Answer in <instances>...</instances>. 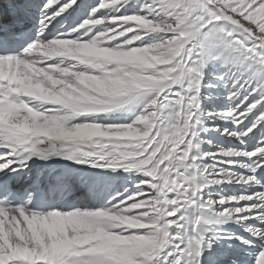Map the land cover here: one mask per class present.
Instances as JSON below:
<instances>
[{
  "label": "snow or ice",
  "instance_id": "snow-or-ice-1",
  "mask_svg": "<svg viewBox=\"0 0 264 264\" xmlns=\"http://www.w3.org/2000/svg\"><path fill=\"white\" fill-rule=\"evenodd\" d=\"M210 61L230 82L216 131L240 146L204 152ZM49 156L145 174L97 177L84 201L64 177L17 189ZM222 241L240 251L218 261ZM0 264H264V0H5Z\"/></svg>",
  "mask_w": 264,
  "mask_h": 264
},
{
  "label": "bare ground",
  "instance_id": "bare-ground-1",
  "mask_svg": "<svg viewBox=\"0 0 264 264\" xmlns=\"http://www.w3.org/2000/svg\"><path fill=\"white\" fill-rule=\"evenodd\" d=\"M5 0H0V5H3ZM220 66L217 61H210L207 67L204 69L203 83L204 86L201 88V112L204 113H215L214 119H208L207 116L202 115L204 123L200 126L201 129L207 127V130H202L200 135L205 139V141H211V143H204L201 146V151L204 152H215L217 146H222L225 149L235 148L240 146V142L237 141L234 137L223 134L222 132L216 131V126L220 128L229 127L231 125V120L223 118V114L227 112L229 108V103L227 101V92L229 84H226L224 81H215L213 77L214 72H219ZM215 83L214 88L207 87L208 84ZM229 159L233 161H240L246 159L245 157L235 156L230 157ZM205 162H210L209 158H205ZM37 163H42L41 170L43 171L39 175L33 176V172L37 167ZM56 163V166L53 167ZM33 165V166H32ZM29 167L31 172L29 173L27 169L24 170V176L28 180H32L35 177L39 176L40 179H49L52 182H56L58 177L66 178L69 183H71L72 190L70 194L73 193V190L82 191L81 199L79 201H84L88 196V183L91 180L96 179L97 177L109 176V177H118L125 176L131 177L134 175H144L145 173L140 172L137 169L124 170L121 167L115 169L112 168H97L91 164H82L74 160H69L62 156H49L48 158H33L29 161ZM79 178H87V180L82 181ZM121 181L117 179L115 181V186L118 187ZM235 188H240L239 184L234 186ZM223 229H232L235 226L229 223H224L222 225H217ZM239 241L233 243L232 241L220 242L217 246V259L218 261L224 260L231 253L240 251ZM227 254L224 255V253ZM253 256V253L249 252L245 259L248 260Z\"/></svg>",
  "mask_w": 264,
  "mask_h": 264
},
{
  "label": "clouds",
  "instance_id": "clouds-1",
  "mask_svg": "<svg viewBox=\"0 0 264 264\" xmlns=\"http://www.w3.org/2000/svg\"><path fill=\"white\" fill-rule=\"evenodd\" d=\"M62 51H63V46L52 45V46H50L49 49H48V54H49V55H58V54H60ZM168 54H169V52H168L167 50L162 49V50L160 51V55H161V56H165V55H168Z\"/></svg>",
  "mask_w": 264,
  "mask_h": 264
}]
</instances>
